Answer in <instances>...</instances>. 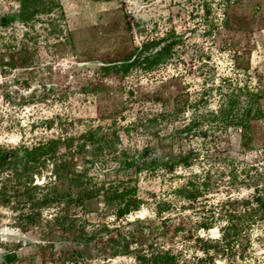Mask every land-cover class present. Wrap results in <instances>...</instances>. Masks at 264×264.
Returning <instances> with one entry per match:
<instances>
[{
  "label": "rangeland",
  "instance_id": "1",
  "mask_svg": "<svg viewBox=\"0 0 264 264\" xmlns=\"http://www.w3.org/2000/svg\"><path fill=\"white\" fill-rule=\"evenodd\" d=\"M53 1L28 23L0 25V146L73 137L59 156L101 191L68 211L44 207L33 222L24 187L0 172V264L12 252L11 264H136L109 254L116 228L177 264H211L204 241L219 250L210 249L213 264H264V0ZM18 9L19 0H0V17ZM156 41L149 53L175 44L151 70L103 69ZM89 130L96 141L80 149ZM188 153L189 166L160 165ZM152 160L159 165L136 169ZM52 168L49 160L35 176L36 197L57 182ZM188 182L201 191L194 201L175 193ZM131 186L140 208L116 219L102 188ZM160 202L169 206L159 216ZM57 213L74 226L61 229ZM103 225L113 231L97 237Z\"/></svg>",
  "mask_w": 264,
  "mask_h": 264
},
{
  "label": "trees",
  "instance_id": "2",
  "mask_svg": "<svg viewBox=\"0 0 264 264\" xmlns=\"http://www.w3.org/2000/svg\"><path fill=\"white\" fill-rule=\"evenodd\" d=\"M55 4L53 0H19V9L16 13L7 14L0 17V25L6 27L14 22L28 23L39 13H49L53 9ZM160 44V41L150 42L149 44H143L141 49L137 51L136 54L131 53L128 57L121 60L120 62H113L107 66H103L106 73H116L126 75L134 67H141L144 70H151L155 66L164 62L169 56L174 41L168 42L155 52H150L151 49H156ZM25 63V60H23ZM10 67H14V62H9ZM234 103L231 104V108ZM250 114V112L248 113ZM226 120L225 117L222 121ZM238 122L237 124H241ZM193 123L187 127L190 130L193 127ZM246 124L245 127H247ZM83 142L80 144V149H83L85 143L89 141L91 144L95 143V131L89 130L80 135ZM118 141V137L115 138ZM75 142V138H51L44 142H40L32 147L27 146H17L12 148H7L5 146H0V172L9 170L13 173V179L18 185H22L23 192L27 197V201L30 206V212L28 217L29 221L36 222L41 217V211L44 207H52L56 204L65 203L66 210L71 207V205L82 204L85 197L92 198L101 190H95V188H88L84 186L82 178L83 173L75 172L71 169L69 161H67L64 156L59 153L60 149L64 148L71 150ZM192 154L188 153L185 155L178 156L176 158H168L165 161H160V165L165 167L168 171L175 169L176 165L189 166ZM52 160V172L54 178L57 182H50V188L46 193L36 197L32 191L41 188L40 185L34 184L35 176H41L42 168L46 167V163ZM123 164L126 167L134 165V160L128 162L127 158L123 160ZM159 165L155 160L151 162H144L141 166L137 167V170L142 168H153ZM65 183L67 188H65ZM74 187L82 188L76 196L73 195L72 189ZM103 198L105 204L114 207V216L116 219H126L129 214L139 210L141 200L136 194V187H123L120 188H102ZM5 190V186L0 188V194ZM176 195H179L188 201H194L201 191L193 186L191 182H188L186 186L178 188L175 190ZM4 201H8L4 198ZM259 204L264 208V204L259 199ZM167 202H160L156 213L160 216L165 209L168 208ZM61 229H66L67 227L72 228L74 226V220H71L69 224L65 216L56 214L51 220ZM204 230H208L207 226L203 227ZM111 230L108 226L103 225L97 230V237L101 236L103 232L110 233ZM117 235L110 237L108 242L109 254L112 257H117L121 255H132L136 264H177V256L169 250H155L150 248L149 251L145 252L141 249L143 243L141 238H134V233H130L131 240L126 234L120 233V230L116 228ZM222 236H225V232H222ZM94 237V235H92ZM137 239V240H136ZM199 241H204L201 238H197ZM136 240L137 242H132ZM133 243V244H132ZM87 242L84 244L86 245ZM135 245L136 248H133ZM139 246V247H138ZM214 249V255H218L217 246L210 245L208 241H204V246L202 251L205 254V259L214 263V258L211 256V250ZM3 261L5 263H14L17 261L16 253H7L3 255ZM199 264H206L204 260H200Z\"/></svg>",
  "mask_w": 264,
  "mask_h": 264
},
{
  "label": "built area",
  "instance_id": "3",
  "mask_svg": "<svg viewBox=\"0 0 264 264\" xmlns=\"http://www.w3.org/2000/svg\"><path fill=\"white\" fill-rule=\"evenodd\" d=\"M239 131H241V128H239Z\"/></svg>",
  "mask_w": 264,
  "mask_h": 264
}]
</instances>
